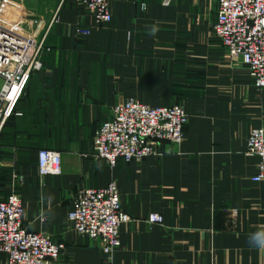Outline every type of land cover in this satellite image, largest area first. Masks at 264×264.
Segmentation results:
<instances>
[{
    "label": "crops",
    "instance_id": "0c3cea01",
    "mask_svg": "<svg viewBox=\"0 0 264 264\" xmlns=\"http://www.w3.org/2000/svg\"><path fill=\"white\" fill-rule=\"evenodd\" d=\"M46 2L52 11L39 18L48 28L56 19L44 65L0 136V163L16 172L27 152L33 168L16 190L24 224L65 245L56 264H264L248 243L264 230V181L252 180L259 159L247 154L252 129L264 128V90L215 36L217 0H110L113 18L102 24L78 0ZM78 25L91 35L78 36ZM131 98L182 104L185 140L110 167L95 156L94 137ZM42 148L61 153L62 174L39 175ZM112 180L131 220L108 255L102 241L74 229L69 211L80 190ZM153 213L163 221L151 222Z\"/></svg>",
    "mask_w": 264,
    "mask_h": 264
},
{
    "label": "built area",
    "instance_id": "2783aa9c",
    "mask_svg": "<svg viewBox=\"0 0 264 264\" xmlns=\"http://www.w3.org/2000/svg\"><path fill=\"white\" fill-rule=\"evenodd\" d=\"M25 0H19L23 3ZM0 0V136L18 112L32 76L42 69L47 50L49 28L41 18L25 21L3 7ZM97 23L113 18L110 0H78ZM218 12L213 26L215 36L231 58L240 59L248 68L257 90H264V0H217ZM30 22H32L30 24ZM78 36H90L88 26H76ZM189 115L182 104L151 106L137 99L116 104L110 120L103 123L94 137L95 156L115 167L118 160L137 161L158 155L167 142L175 145L185 140ZM247 154L259 159L254 182L264 181V128L252 129ZM40 176L63 173L60 152L38 150ZM24 177V176H23ZM17 175L14 176L16 180ZM131 216L121 206L116 181L101 188H85L74 197L69 221L82 235L103 242L104 251L112 255L121 246L120 228ZM149 220L161 223L163 216L153 213ZM25 207L21 193L13 191L0 200V255L7 264H56L65 245L43 231H33L25 224ZM113 264V263H109Z\"/></svg>",
    "mask_w": 264,
    "mask_h": 264
},
{
    "label": "rangeland",
    "instance_id": "374dc122",
    "mask_svg": "<svg viewBox=\"0 0 264 264\" xmlns=\"http://www.w3.org/2000/svg\"><path fill=\"white\" fill-rule=\"evenodd\" d=\"M45 1L46 0H25L21 3L19 0H2L1 5L4 4L3 8L7 12L19 17V19L22 18L28 21L32 20L34 16L37 18L42 16V18H44L48 13H51L53 6H49ZM31 23L32 22H30V24ZM2 84L3 79L0 77V87ZM20 161L22 167L16 172H13L11 167L0 163V200L6 199L13 191L19 190L25 181V172L31 171L33 168V163L28 161L27 152H25L23 159H20ZM15 175H17L16 180H14Z\"/></svg>",
    "mask_w": 264,
    "mask_h": 264
},
{
    "label": "clouds",
    "instance_id": "9594fccd",
    "mask_svg": "<svg viewBox=\"0 0 264 264\" xmlns=\"http://www.w3.org/2000/svg\"><path fill=\"white\" fill-rule=\"evenodd\" d=\"M150 35L156 34V28L153 26ZM248 243L250 247H254L264 252V230H258L254 233L249 234Z\"/></svg>",
    "mask_w": 264,
    "mask_h": 264
}]
</instances>
